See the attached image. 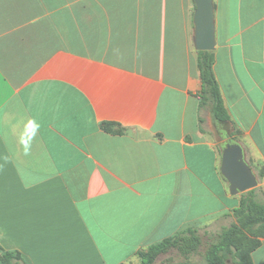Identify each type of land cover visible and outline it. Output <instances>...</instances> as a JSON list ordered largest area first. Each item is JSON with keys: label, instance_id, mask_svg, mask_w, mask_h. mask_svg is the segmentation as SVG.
<instances>
[{"label": "crops", "instance_id": "1", "mask_svg": "<svg viewBox=\"0 0 264 264\" xmlns=\"http://www.w3.org/2000/svg\"><path fill=\"white\" fill-rule=\"evenodd\" d=\"M214 5L228 131L200 104L194 0H0V264H140L205 219L234 222L232 134L264 170V0Z\"/></svg>", "mask_w": 264, "mask_h": 264}, {"label": "trees", "instance_id": "2", "mask_svg": "<svg viewBox=\"0 0 264 264\" xmlns=\"http://www.w3.org/2000/svg\"><path fill=\"white\" fill-rule=\"evenodd\" d=\"M196 53L202 82L199 98L201 107L208 108L215 124L228 131L231 120L214 72L215 53L213 51ZM113 126V123H103L104 131L110 134L115 133L112 130ZM235 134L231 135L233 141H237ZM247 163L256 174L250 162ZM256 175L258 179H262L264 170L261 169ZM240 196L239 207L235 208L231 215L224 214L233 218V224L222 228L215 241L202 255L201 262L195 259L200 256L203 237L199 228L188 227L170 238L151 245L146 252H139L140 264H156L160 256L170 254H175L180 261L170 262L168 259L167 264H254L252 254L261 247L264 240V192L257 187ZM1 262L27 264L19 252L10 251H3Z\"/></svg>", "mask_w": 264, "mask_h": 264}, {"label": "water", "instance_id": "3", "mask_svg": "<svg viewBox=\"0 0 264 264\" xmlns=\"http://www.w3.org/2000/svg\"><path fill=\"white\" fill-rule=\"evenodd\" d=\"M194 47L196 51L212 52L216 47L214 0H194ZM221 174L232 196H239L258 187L259 179L246 161L239 143L232 140L222 148Z\"/></svg>", "mask_w": 264, "mask_h": 264}, {"label": "rangeland", "instance_id": "4", "mask_svg": "<svg viewBox=\"0 0 264 264\" xmlns=\"http://www.w3.org/2000/svg\"><path fill=\"white\" fill-rule=\"evenodd\" d=\"M206 129H209V124L206 123L205 124ZM251 162L252 157L248 156ZM252 166L253 163L251 162ZM262 167V166H261ZM256 173H259V171L261 169H258V167H256ZM262 179H259V183H261ZM262 192H264L263 188H260ZM233 221L229 218H223V217H212L209 219H205L202 222H200L197 226L201 229V235L203 237V246L200 252V256L197 257L195 259V261L197 262H201L202 261V255L204 254V252L206 251V249L208 248V246L211 245L212 242L215 241L217 234L222 230V228L224 227H229L231 226L233 223ZM140 252H146V250H142ZM170 259V262H178L180 261V259L178 257H176L175 254H170V255H163L160 256L159 259L157 260L156 264H167V260ZM140 260V258H139Z\"/></svg>", "mask_w": 264, "mask_h": 264}, {"label": "clouds", "instance_id": "5", "mask_svg": "<svg viewBox=\"0 0 264 264\" xmlns=\"http://www.w3.org/2000/svg\"><path fill=\"white\" fill-rule=\"evenodd\" d=\"M33 123H34V122L30 121V122H29V125H30V126H32V125H33Z\"/></svg>", "mask_w": 264, "mask_h": 264}]
</instances>
